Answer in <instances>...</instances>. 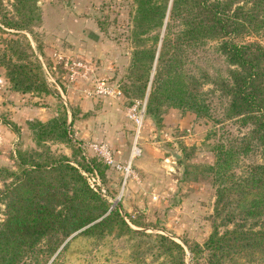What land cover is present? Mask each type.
<instances>
[{"label": "trees", "instance_id": "trees-1", "mask_svg": "<svg viewBox=\"0 0 264 264\" xmlns=\"http://www.w3.org/2000/svg\"><path fill=\"white\" fill-rule=\"evenodd\" d=\"M134 2V39L151 34V45L132 55V72L140 85L130 93L143 96L149 83L145 111L154 116L164 105L208 118L213 125L234 121L247 126L238 134L222 132L223 138L212 145L214 160L204 170L215 183L214 221L203 243L188 248L193 258L203 257L206 264H264V162L239 164L251 152L264 155V46L235 41L264 26V0ZM37 11L35 0H12L10 11L3 10L0 17V30L8 35L0 65L11 88L21 93L49 90L25 34L39 19ZM197 49L203 54L198 62ZM207 50L222 59L223 68H211ZM69 123L63 114L29 127L38 146L45 138L69 139ZM16 168L18 172L0 169L10 179L3 178L0 188V264L24 263L41 243L45 262L81 228L76 235L140 233L116 207L109 209L64 157L55 158L46 148L17 150ZM156 240L164 250L182 253L166 236L157 235Z\"/></svg>", "mask_w": 264, "mask_h": 264}, {"label": "rangeland", "instance_id": "rangeland-1", "mask_svg": "<svg viewBox=\"0 0 264 264\" xmlns=\"http://www.w3.org/2000/svg\"><path fill=\"white\" fill-rule=\"evenodd\" d=\"M11 1L1 0L2 12L10 11ZM35 5L39 19L25 34L49 90H13L0 65V77L5 82L0 83V127L4 128L0 132V169L18 172L16 151L42 148L55 158L64 157L84 179L82 173L92 168L105 196L96 193L140 233L76 235L81 228L66 237V247L58 254L56 250L45 262L41 259V243L20 263L206 264L203 257L193 258L188 248L203 243L214 221L215 183L204 166L213 163L212 145L223 138L222 132L238 134L247 126L239 127L234 121L213 125L208 118L164 105L154 116L145 111L149 83L143 96L130 93L140 85L135 81L137 74L132 72V55L151 45V34L144 40L134 39V0H35ZM7 37L0 30V49ZM235 41L264 46V26ZM194 52V60L202 61L201 50ZM206 59L212 69L224 67L222 59L208 50ZM214 102L216 106V99ZM63 114L66 123L70 121L69 139L45 138L37 146L29 124ZM77 125L83 137H73L72 130ZM5 129L13 131L11 140ZM212 129L215 134L210 133ZM77 141L106 144L120 165H129L128 175L103 165L91 151L84 155ZM114 144H125L126 148L118 152ZM133 144L136 154L131 156ZM168 149H177L179 159H173ZM260 162H264V155L255 151L241 157L239 164ZM7 177L0 173V188L3 178L10 180ZM85 182L88 185L86 179ZM3 218L0 204V221ZM157 235L179 244L182 253L161 248Z\"/></svg>", "mask_w": 264, "mask_h": 264}, {"label": "built area", "instance_id": "built-area-1", "mask_svg": "<svg viewBox=\"0 0 264 264\" xmlns=\"http://www.w3.org/2000/svg\"><path fill=\"white\" fill-rule=\"evenodd\" d=\"M78 147L80 148L81 152L85 155V151H91L94 156L105 166H107L110 169H115L117 171H122L124 173V176H127L129 173V165L124 166L120 165L119 162L115 160L113 155L111 154L109 148L106 144L102 142H78ZM134 149L135 153L131 156H134L136 154V148L135 144L132 146V150ZM88 182V186L95 192L100 193L101 195L105 196V190L101 185L100 178L94 170L83 172L82 173ZM125 178V177H124Z\"/></svg>", "mask_w": 264, "mask_h": 264}, {"label": "crops", "instance_id": "crops-1", "mask_svg": "<svg viewBox=\"0 0 264 264\" xmlns=\"http://www.w3.org/2000/svg\"><path fill=\"white\" fill-rule=\"evenodd\" d=\"M0 83L2 84V83H5L4 82V80L0 77ZM56 94V93H55ZM4 130V128H2V127H0V132H2ZM6 130V129H5ZM12 131V130H11ZM11 131H9L8 129L5 131L6 132V136H7V138L9 139V140H11V137H12V133H11ZM13 132V131H12ZM83 132V130L82 129H80V126H78L77 125V128L76 129H74V130H72V135H73V137L74 138H76L77 136L78 137H83L84 136V133H82ZM1 141H3L2 140V137L0 136V143H1ZM114 146V148L118 151V152H120V151H124L125 150V148H126V146H125V144H114L113 145ZM134 153V149L132 150V154Z\"/></svg>", "mask_w": 264, "mask_h": 264}, {"label": "water", "instance_id": "water-1", "mask_svg": "<svg viewBox=\"0 0 264 264\" xmlns=\"http://www.w3.org/2000/svg\"><path fill=\"white\" fill-rule=\"evenodd\" d=\"M166 151L169 152L170 156H171L173 159H175V160L179 159L180 155H179L177 149H173V150L168 149V150H166Z\"/></svg>", "mask_w": 264, "mask_h": 264}, {"label": "bare ground", "instance_id": "bare-ground-1", "mask_svg": "<svg viewBox=\"0 0 264 264\" xmlns=\"http://www.w3.org/2000/svg\"><path fill=\"white\" fill-rule=\"evenodd\" d=\"M134 153H135V151H134ZM121 195V194H120Z\"/></svg>", "mask_w": 264, "mask_h": 264}]
</instances>
